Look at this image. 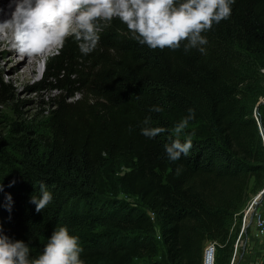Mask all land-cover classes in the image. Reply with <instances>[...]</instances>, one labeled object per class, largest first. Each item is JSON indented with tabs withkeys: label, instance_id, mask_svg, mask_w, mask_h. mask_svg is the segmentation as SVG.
<instances>
[{
	"label": "trees",
	"instance_id": "trees-1",
	"mask_svg": "<svg viewBox=\"0 0 264 264\" xmlns=\"http://www.w3.org/2000/svg\"><path fill=\"white\" fill-rule=\"evenodd\" d=\"M96 23L93 51L69 36L47 57L36 81L58 91L47 107L0 135V234L36 258L66 226L83 264H201L214 239L215 264H230L236 213L264 185L254 116L264 121V0H234L230 16L202 33L203 54L185 51L187 41L150 49L119 18ZM9 93L0 81V102ZM189 115L180 139L190 136L192 148L172 161L165 145ZM144 127L166 131L150 138ZM41 183L52 200L37 212Z\"/></svg>",
	"mask_w": 264,
	"mask_h": 264
},
{
	"label": "clouds",
	"instance_id": "clouds-1",
	"mask_svg": "<svg viewBox=\"0 0 264 264\" xmlns=\"http://www.w3.org/2000/svg\"><path fill=\"white\" fill-rule=\"evenodd\" d=\"M234 0H12L14 7L7 19L0 21V40L20 56L59 54L65 40L73 36L80 41L83 54L93 51L99 41L97 21L110 22L113 18L135 33L139 43L150 49H177L187 41L185 51L199 48L207 39L203 32L213 23L227 19ZM154 111L160 112V107ZM191 112V110H189ZM192 115L178 123L175 139L165 145L168 158L178 160L187 156L192 139L181 142L180 136L188 127ZM145 125L150 119L145 118ZM163 127H144L142 134L153 138L165 132ZM39 198L32 196L35 210L40 212L52 200L46 186L40 184ZM78 237L70 235L66 226L55 229L42 253L30 258V247L20 240L0 234V264H83Z\"/></svg>",
	"mask_w": 264,
	"mask_h": 264
},
{
	"label": "rangeland",
	"instance_id": "rangeland-1",
	"mask_svg": "<svg viewBox=\"0 0 264 264\" xmlns=\"http://www.w3.org/2000/svg\"><path fill=\"white\" fill-rule=\"evenodd\" d=\"M8 47H9L8 45H6L5 47L4 43H0V81H2L5 84V86L8 88L10 92L8 95L4 97L5 99L0 102V135H4L6 132H8V129L10 127V121L16 120L18 122L26 123V121L30 120L32 116L39 114L42 109L47 107L46 101L48 99V96L52 94H56L58 92L57 90H49L47 88L39 89L36 86V81L44 73L45 61L47 57L50 55L49 53H45V55L38 60L37 70L34 74H32V76H30L27 79H22L19 76H15L13 73L22 69L24 65L23 63L24 56H20L17 53L15 56L16 58L10 60L9 56H11L12 54L10 53L9 50H6V48ZM18 63L21 64L17 65ZM262 71L264 73V68H262ZM77 96L78 93L74 96V98ZM121 167H123V165H120V168ZM263 187L264 185L260 189L255 191L251 189L249 191V197L246 201L252 198L251 203L253 202V200L255 203V201H257V199L260 197V194L258 192H260L263 189ZM261 195L264 196V190L261 193ZM114 196L118 198H123L139 206L138 200L133 195H129L128 193H125L123 191H119ZM238 221L240 222L239 217H238ZM237 224L238 223L236 221L234 225L237 226ZM155 233L158 234L157 230ZM238 233H239V229L235 237L234 243L236 241ZM244 238H246V236H244ZM158 247L160 254L163 250V246L161 242L158 243ZM248 251L249 249H247L246 245L242 246L239 245L238 243L236 253L234 255L235 258L232 264H237L239 258L240 260L244 261L245 264H249L250 256L248 255L250 254L248 253ZM157 257L159 258V255ZM143 261L144 259L142 258H136L134 264H140L143 263ZM230 264H231V259H230Z\"/></svg>",
	"mask_w": 264,
	"mask_h": 264
},
{
	"label": "built area",
	"instance_id": "built-area-1",
	"mask_svg": "<svg viewBox=\"0 0 264 264\" xmlns=\"http://www.w3.org/2000/svg\"><path fill=\"white\" fill-rule=\"evenodd\" d=\"M254 116L257 120L258 131L261 136L262 144L264 145V121L261 114L254 110ZM263 189L258 192L260 197L251 203L250 198L243 207L236 213L240 219L239 233L234 243V252L231 257V264L234 261L237 245H246L250 255L249 264H260L264 258V196L261 195ZM257 193V194H258ZM255 194V195H257ZM152 214V213H151ZM246 236V238H244ZM217 241L207 239L204 242L202 249L201 264H215Z\"/></svg>",
	"mask_w": 264,
	"mask_h": 264
},
{
	"label": "bare ground",
	"instance_id": "bare-ground-1",
	"mask_svg": "<svg viewBox=\"0 0 264 264\" xmlns=\"http://www.w3.org/2000/svg\"><path fill=\"white\" fill-rule=\"evenodd\" d=\"M13 7H14V5L12 4V0H0V21L7 19L10 16ZM0 43H4V42L2 40H0ZM4 45L6 47L5 43H4ZM6 50H9L10 53L12 54L11 56H9L10 60L16 58L15 56H16L17 52L14 49H12L9 46L8 48H6ZM44 55L45 54L39 55V56H31V57L24 56L25 62L23 61L24 65H23L22 69L19 71H16L13 74L15 76L21 77L22 79L29 78L30 76H32V74H34L36 72L37 62ZM20 64L21 63H18L17 65H20ZM252 203H254V200Z\"/></svg>",
	"mask_w": 264,
	"mask_h": 264
},
{
	"label": "water",
	"instance_id": "water-1",
	"mask_svg": "<svg viewBox=\"0 0 264 264\" xmlns=\"http://www.w3.org/2000/svg\"><path fill=\"white\" fill-rule=\"evenodd\" d=\"M264 102V94L259 98L257 104Z\"/></svg>",
	"mask_w": 264,
	"mask_h": 264
},
{
	"label": "crops",
	"instance_id": "crops-1",
	"mask_svg": "<svg viewBox=\"0 0 264 264\" xmlns=\"http://www.w3.org/2000/svg\"><path fill=\"white\" fill-rule=\"evenodd\" d=\"M241 257H242V255H241ZM238 261H239V262H238ZM238 261H237V264H245L244 261L240 260V258H239Z\"/></svg>",
	"mask_w": 264,
	"mask_h": 264
}]
</instances>
